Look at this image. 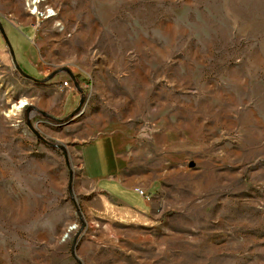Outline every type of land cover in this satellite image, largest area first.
<instances>
[{
    "label": "rangeland",
    "instance_id": "1",
    "mask_svg": "<svg viewBox=\"0 0 264 264\" xmlns=\"http://www.w3.org/2000/svg\"><path fill=\"white\" fill-rule=\"evenodd\" d=\"M0 264H264V0H0Z\"/></svg>",
    "mask_w": 264,
    "mask_h": 264
},
{
    "label": "crops",
    "instance_id": "2",
    "mask_svg": "<svg viewBox=\"0 0 264 264\" xmlns=\"http://www.w3.org/2000/svg\"><path fill=\"white\" fill-rule=\"evenodd\" d=\"M116 141L113 138L99 137L81 147V172L79 174L82 181H87L91 185V190H99L104 193V197L119 207V214L124 216L137 214L140 218L146 219L147 213L153 210L150 202L142 198L130 183H119L115 177L117 161L114 158ZM113 182L117 187V193L103 185ZM120 189V190H119ZM133 192L138 196L136 200L129 204L127 192ZM134 194V195H135ZM117 211V210H116ZM114 212V210H113Z\"/></svg>",
    "mask_w": 264,
    "mask_h": 264
},
{
    "label": "water",
    "instance_id": "3",
    "mask_svg": "<svg viewBox=\"0 0 264 264\" xmlns=\"http://www.w3.org/2000/svg\"><path fill=\"white\" fill-rule=\"evenodd\" d=\"M2 34H3V37H4V39H5V41H6V43H7V46L10 48V54L12 55V56H14V52L12 51V49H11V45H10V42H9V40H8V37H6L7 35H5L4 34V32H2ZM29 78H32V77H30V76H28ZM40 138H42L40 135H39V133L37 134Z\"/></svg>",
    "mask_w": 264,
    "mask_h": 264
},
{
    "label": "built area",
    "instance_id": "4",
    "mask_svg": "<svg viewBox=\"0 0 264 264\" xmlns=\"http://www.w3.org/2000/svg\"><path fill=\"white\" fill-rule=\"evenodd\" d=\"M63 84V86L64 85H67V81H64V83H62ZM136 191H138V193L140 194V195H142V196H146L147 197V195L142 191V190H140V189H136Z\"/></svg>",
    "mask_w": 264,
    "mask_h": 264
},
{
    "label": "bare ground",
    "instance_id": "5",
    "mask_svg": "<svg viewBox=\"0 0 264 264\" xmlns=\"http://www.w3.org/2000/svg\"><path fill=\"white\" fill-rule=\"evenodd\" d=\"M22 104H25L23 101H20L19 102V105H17V107H20V106H22Z\"/></svg>",
    "mask_w": 264,
    "mask_h": 264
}]
</instances>
